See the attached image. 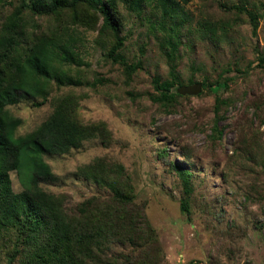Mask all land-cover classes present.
Segmentation results:
<instances>
[{
    "label": "rangeland",
    "instance_id": "rangeland-1",
    "mask_svg": "<svg viewBox=\"0 0 264 264\" xmlns=\"http://www.w3.org/2000/svg\"><path fill=\"white\" fill-rule=\"evenodd\" d=\"M170 1L186 19L179 28L177 58L169 61L163 54L159 32L149 30L147 8L143 25L131 28L134 36L124 52L129 61L142 60V67L129 79L120 64L102 56L97 32H83L79 53L83 66L88 64L84 83L92 85L75 88L84 95L79 115L85 123L105 122L110 140L104 144L94 138L68 152L46 155L53 178L41 185L49 192L65 194L67 206L75 208L88 197L109 193L85 178L86 165L101 157L121 163L131 176L137 202L144 205L156 229L163 264H264V166L232 156L239 126L251 133L260 127L264 130V109L256 111V105L264 103V68L256 67L232 80L218 94L202 89L197 95L179 97L172 112L151 96L153 79L169 78L171 65L177 67L183 85H189L206 76L214 79L229 65L244 69L249 62L257 63L259 55H264V0H253L259 15L256 34L248 16L241 14L236 31L219 37L204 33L208 24L221 27L222 22L234 21V13L224 10L219 0ZM190 77L198 81L188 83ZM218 95L228 104L222 105L217 119ZM10 108L13 117L22 120L17 134L25 135L48 117L53 105L39 107L23 101ZM215 123L223 133L214 142L210 133ZM184 147L191 149V160L183 155ZM24 158L21 174L11 172L16 191L23 190L30 179L34 155L26 153ZM172 162L194 173L191 222L181 210L183 184ZM110 246L114 253L124 249L116 242ZM5 262L2 245L0 264Z\"/></svg>",
    "mask_w": 264,
    "mask_h": 264
},
{
    "label": "trees",
    "instance_id": "trees-1",
    "mask_svg": "<svg viewBox=\"0 0 264 264\" xmlns=\"http://www.w3.org/2000/svg\"><path fill=\"white\" fill-rule=\"evenodd\" d=\"M219 5L234 13V21L222 22L221 27L205 25L204 33L232 34L241 14L248 16L257 33L255 1L219 0ZM0 8V246L5 247V264H163L156 229L144 205L137 202L123 164L101 157L86 165L85 178L109 193L88 197L75 208L67 206L65 194L45 190L41 182L53 178L46 155L68 152L94 138L104 144L110 140L105 122L85 123L79 115L84 95L75 88L92 85L84 83L88 64L83 66L79 53L83 32H97L102 56L120 64L129 79L142 67V60L129 61L124 52L134 36L131 28L143 25L147 8L149 30L159 32L169 61L177 58L179 28L186 19L170 0H0ZM171 66L169 78L153 79L151 95L170 112L184 96L179 92L184 82L177 67ZM256 67L264 68V55L244 69L229 65L214 79L203 77V89L218 94ZM196 81L188 79V83ZM23 101L39 107L52 102L53 110L36 129L19 135L22 120L13 117L10 107ZM227 104L222 95L217 96V119ZM256 106V111L264 109V103ZM237 130L232 156L264 166V130L251 133L240 126ZM222 133L215 123L210 140H220ZM26 153L34 155L30 179L16 191L11 172L21 174ZM183 153L187 160L193 158L190 148L184 147ZM171 165L183 184L181 210L191 222L194 173L179 163ZM111 242L124 249L114 253Z\"/></svg>",
    "mask_w": 264,
    "mask_h": 264
},
{
    "label": "water",
    "instance_id": "water-1",
    "mask_svg": "<svg viewBox=\"0 0 264 264\" xmlns=\"http://www.w3.org/2000/svg\"><path fill=\"white\" fill-rule=\"evenodd\" d=\"M203 89V83L202 82H196L189 85H182L179 87V92L183 95H197L199 94Z\"/></svg>",
    "mask_w": 264,
    "mask_h": 264
}]
</instances>
